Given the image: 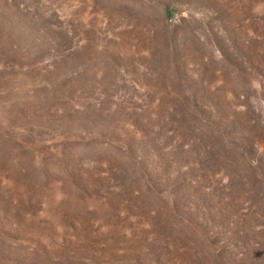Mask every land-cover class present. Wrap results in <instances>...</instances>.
Here are the masks:
<instances>
[{
	"label": "rangeland",
	"instance_id": "374dc122",
	"mask_svg": "<svg viewBox=\"0 0 264 264\" xmlns=\"http://www.w3.org/2000/svg\"><path fill=\"white\" fill-rule=\"evenodd\" d=\"M0 264H264V0H0Z\"/></svg>",
	"mask_w": 264,
	"mask_h": 264
}]
</instances>
